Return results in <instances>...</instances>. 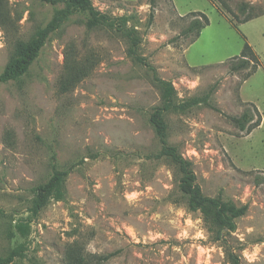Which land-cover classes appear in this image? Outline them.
Listing matches in <instances>:
<instances>
[{"label": "rangeland", "instance_id": "374dc122", "mask_svg": "<svg viewBox=\"0 0 264 264\" xmlns=\"http://www.w3.org/2000/svg\"><path fill=\"white\" fill-rule=\"evenodd\" d=\"M110 16L129 17L141 38L138 52L173 83L177 100L199 104L167 112L168 142L192 161L204 194L247 204L230 245L243 264H264V0H92ZM246 5V13L240 7ZM42 0H1L0 73L15 42L46 25L56 8ZM204 12L209 24L186 33ZM256 15L245 22V16ZM75 13L48 38L28 73L0 82V255L18 243L26 255L12 264H67L73 244L95 264H230L200 211L188 207L176 169L158 157L161 144L149 122L160 89L148 65L127 53L129 43L105 26L88 29ZM259 58L255 72L233 71L245 43ZM69 54V55H68ZM91 57L92 71L61 91L68 56ZM251 73L250 76H248ZM254 104L262 122L250 133L229 118ZM69 169L63 200L31 216L30 233L7 230L30 215L34 188Z\"/></svg>", "mask_w": 264, "mask_h": 264}, {"label": "trees", "instance_id": "16d2710c", "mask_svg": "<svg viewBox=\"0 0 264 264\" xmlns=\"http://www.w3.org/2000/svg\"><path fill=\"white\" fill-rule=\"evenodd\" d=\"M1 1V0H0ZM53 5L62 4L56 8L49 22L38 27L29 39H19L15 42L14 51L0 73V82L18 80L26 75L39 56L42 48L46 44L50 35L59 29L73 14L79 12L86 16V26L88 29L105 26L123 35L129 46L127 53L135 62L148 65L154 72V82L160 89V102L155 105L149 115V122L154 128L156 136L159 139L161 148L158 157L166 158L176 169L177 187L186 197L188 207L193 211H200L208 230L213 234L215 240L220 241L226 251V257L230 264H243L241 255L229 243V238L237 229V220L246 214L248 205H238L233 201L224 200L221 196H209L203 193L200 184L197 182L196 174L192 168V161L184 157L175 145L168 142V124L165 119L167 112L184 113L199 104H206L220 111L211 104V91L203 96H192L186 100H177V90L169 80L160 78L157 75L156 68L149 64L144 56L138 52L141 38L135 28L129 27L128 16H110L109 14L97 9L92 0H42ZM151 7L149 13V23L153 21L154 7L156 0H149ZM242 13H246V5L240 7ZM196 16L193 18L186 29V33L199 31L209 24L208 16L201 11L192 12ZM256 15L245 16L240 22L248 21ZM8 18L5 11L0 8V20L5 21ZM69 55V54H68ZM67 55V56H68ZM66 72L61 78L60 89L67 91L81 82L92 71L94 62L91 57L84 59H75L68 56ZM259 66V58L255 50L249 43H245L239 57V62L233 64L231 69L238 71L250 68L255 72ZM251 73L248 75L250 76ZM231 121L242 131L250 133L262 122L259 109L254 104L247 107L239 116H229ZM69 169H58L54 166L50 178L37 185L34 188L35 196L29 208L30 215L26 218H20L7 230L8 238L16 236L18 233L26 237L30 233L31 216H37L39 212L51 200L65 199V183ZM3 210L0 209V214ZM27 246L25 243H18L10 248L5 254L0 255V264H12L16 259L23 258L26 255ZM110 254L90 257L84 252L82 246L73 244L67 252V264H95L107 260Z\"/></svg>", "mask_w": 264, "mask_h": 264}]
</instances>
